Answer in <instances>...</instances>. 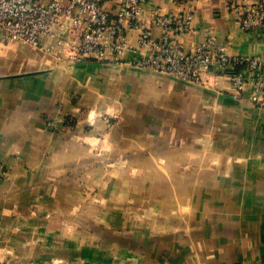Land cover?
<instances>
[{
    "label": "crops",
    "instance_id": "1",
    "mask_svg": "<svg viewBox=\"0 0 264 264\" xmlns=\"http://www.w3.org/2000/svg\"><path fill=\"white\" fill-rule=\"evenodd\" d=\"M229 4L144 8L192 5L187 49L214 34L230 53L264 55V34L240 31ZM0 49L1 264H264L263 110L226 83L67 71L26 45Z\"/></svg>",
    "mask_w": 264,
    "mask_h": 264
},
{
    "label": "built area",
    "instance_id": "2",
    "mask_svg": "<svg viewBox=\"0 0 264 264\" xmlns=\"http://www.w3.org/2000/svg\"><path fill=\"white\" fill-rule=\"evenodd\" d=\"M151 1L0 0V42L26 45L62 70L95 62L128 65L217 90L226 83L230 95L264 111V55L230 53L214 34L187 49L184 42L196 32L194 7L145 10ZM229 1L240 31L264 34V0ZM0 177H8L2 165Z\"/></svg>",
    "mask_w": 264,
    "mask_h": 264
},
{
    "label": "water",
    "instance_id": "3",
    "mask_svg": "<svg viewBox=\"0 0 264 264\" xmlns=\"http://www.w3.org/2000/svg\"><path fill=\"white\" fill-rule=\"evenodd\" d=\"M80 65V64H79ZM75 66H77V65H72V66H68V67H66L64 70H67V71H69V70H71L73 67H75ZM155 73V72H154ZM156 74H158V73H156ZM158 75H160V74H158ZM162 76H164V75H162ZM165 77H167V76H165ZM167 78H169V77H167ZM169 79H171V80H173V81H177V82H181V81H178V80H175V79H172V78H169ZM181 83H184V82H181ZM184 84H187V83H184ZM187 85H192V84H187ZM194 86H196V85H194ZM198 87H200V86H198Z\"/></svg>",
    "mask_w": 264,
    "mask_h": 264
},
{
    "label": "rangeland",
    "instance_id": "4",
    "mask_svg": "<svg viewBox=\"0 0 264 264\" xmlns=\"http://www.w3.org/2000/svg\"><path fill=\"white\" fill-rule=\"evenodd\" d=\"M1 49H2V48H1ZM1 49H0V50H1ZM2 50L5 51V50H6V47L4 46Z\"/></svg>",
    "mask_w": 264,
    "mask_h": 264
}]
</instances>
